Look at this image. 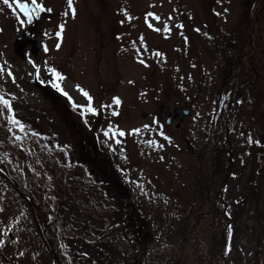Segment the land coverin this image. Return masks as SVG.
I'll return each instance as SVG.
<instances>
[{
	"label": "rangeland",
	"instance_id": "rangeland-1",
	"mask_svg": "<svg viewBox=\"0 0 264 264\" xmlns=\"http://www.w3.org/2000/svg\"><path fill=\"white\" fill-rule=\"evenodd\" d=\"M39 2L52 11L40 13L29 23L17 9L16 15L24 20L21 24L0 0V68L4 69L0 72V96L10 101L11 115L24 126L21 129L8 121L13 136L31 150L36 148L31 145L36 142L32 139L37 134L35 127L45 131L41 134L47 142L52 135L59 137L54 119L63 111L51 102L47 86L39 85L54 88L48 68H55L63 77L56 83L72 98L70 101L58 90L68 101L65 108L89 129L85 131L95 133L100 149L111 153L117 162L116 175L124 186L117 198L137 207L136 214L123 211L130 221H125L126 228L119 232V246L130 251L142 243L147 246L146 256L154 258L176 245L200 178L198 151L212 133L225 127L234 112L227 129L232 172L224 194L231 219L226 264H264V155L259 151L264 144V93L249 90L247 99L244 93L240 98L241 90L236 88L243 76L236 70L230 73L231 82L222 86L223 80H228L227 62L244 46L243 0H73L75 15L67 0ZM149 12L161 19L146 22ZM61 23L64 28L57 40L55 31ZM165 23L170 28L167 34L155 30L163 29ZM253 23H248L250 30ZM251 50L250 57L254 47ZM77 85L92 96L95 115L73 107L87 104ZM113 97L120 99L119 105L112 103ZM182 109H187L188 115H183ZM174 114L177 117L165 125L166 117ZM33 115L35 125L29 123ZM1 144L0 160L17 180L31 187L24 164ZM37 144L46 148L43 141ZM35 159L41 158L36 155ZM55 194L59 198L51 195L53 205H68L65 196ZM70 209L65 207L61 215L60 248L71 253V246L77 244L113 246L106 233L112 226L107 219L102 220V232L77 229L71 220L76 213ZM93 209L101 211L94 204ZM94 211L85 216L98 217ZM53 214L56 220L57 214ZM201 235L207 245V227H201ZM0 241V264H56L50 252L52 248L58 256L54 243L47 241L44 231L32 221L26 200L1 174ZM98 259L99 264H109L105 255Z\"/></svg>",
	"mask_w": 264,
	"mask_h": 264
},
{
	"label": "trees",
	"instance_id": "trees-1",
	"mask_svg": "<svg viewBox=\"0 0 264 264\" xmlns=\"http://www.w3.org/2000/svg\"><path fill=\"white\" fill-rule=\"evenodd\" d=\"M243 7L242 21L247 27L244 46L227 62L228 80L224 79L222 84L225 86L226 83L231 82L233 77L230 76L231 72L235 70V72H242V82L245 84L241 88L240 98L246 97L245 92L249 90L264 93V0H243ZM252 8L254 11L251 12ZM249 22H254L251 30L248 28ZM253 47L255 51L250 57ZM46 94L51 102L63 111L61 117L54 119L59 137L52 135L48 137L47 142L46 135L41 134L45 131L35 127L37 134L32 139H36V142H32L31 145L36 148L26 149L13 136L8 122L9 115L0 105V143H2L1 148L8 149L10 156L21 165L28 160V168L24 165L26 177L30 180L29 182L32 181L33 187L40 186L47 193V205L50 211L57 214L55 222L48 227L47 235L58 251L60 264H99L97 261L100 262L98 257L101 255L109 258V264H121V261L124 264H226L231 236L228 228L231 227V219L224 194L228 189V179L232 172V161L227 152L229 144L226 127L212 133L211 137L205 140L203 149L198 151L200 178L196 183L194 200L183 216V227L176 245L168 246L164 250V255L148 258L145 253L147 246H141L142 243L140 246H132L130 251L124 246H119V232L122 228H126L125 221H130L128 217H123L125 215L123 211L129 209L136 214L137 207L135 208L130 202L122 204L117 198V192L124 190L121 179L116 175L117 162L110 153L100 149L94 135L85 131L87 128L69 109L65 108L67 105L64 100L49 89ZM32 117L34 120L31 119L29 123L35 125L36 117L34 115ZM39 141L46 144L45 149L39 148L40 145L37 144ZM261 144L259 151L264 155V149H262L264 144ZM59 154L63 158L59 157ZM36 155L41 158L40 161L35 159ZM57 192L65 196L68 202L65 207L73 208L70 209L71 213H76V218L71 220L77 229L88 227L93 231L102 232L104 231L102 220L107 219L112 226L108 231L106 230V233L108 239L113 242V246L109 243H98L95 248H88L89 244L85 241L87 246L78 244L71 246V253H66L67 248L64 250L60 248L58 246V240L61 237L59 227L65 207L61 208L51 202V195L53 199L59 198L55 194ZM126 199L130 200L128 196ZM93 204L101 211H96L97 209L94 211ZM28 207L32 221H35L39 229L43 230L47 222L46 216L31 206ZM81 211L82 215H80ZM93 211L98 217L85 216ZM90 222L91 225H89ZM201 227H207V245L204 244ZM75 254L79 259L76 260ZM70 256L72 261L69 259Z\"/></svg>",
	"mask_w": 264,
	"mask_h": 264
},
{
	"label": "snow or ice",
	"instance_id": "snow-or-ice-1",
	"mask_svg": "<svg viewBox=\"0 0 264 264\" xmlns=\"http://www.w3.org/2000/svg\"><path fill=\"white\" fill-rule=\"evenodd\" d=\"M3 5L7 6V8L11 9L13 14L16 15V10H19V13L23 14V17L27 18V21L30 23L33 19V17H37L40 15V13L47 11V12H51L52 9L51 8H46L45 5H43L41 2H39V0H30V3L26 2V0H2ZM13 5H15V7H13ZM67 7L69 9V11L71 12L72 15H75V8L73 6V0H67ZM68 13H65V15H67ZM125 15L127 16L128 13L125 12ZM131 18V17H129ZM149 18H153L156 21H159L161 18L159 15H156L155 13H147L146 15V22L148 21ZM16 19L18 20L19 23L23 24L24 20L21 19L20 15H16ZM178 27H183L182 25H177ZM148 27L149 28H153V24L152 23H148ZM64 28V24L61 23L57 26V30L55 31V36L57 37V40L61 37L62 34V30ZM156 31H163L165 34H167L170 31V28L168 26L167 23H165L163 25V29L161 28H156ZM196 31H199V29H196ZM140 42L143 44V37L140 38ZM56 48L60 47L59 42L56 43L55 45ZM44 51L47 52L48 48L47 46L44 47ZM139 55V53H138ZM157 55H159V53H157ZM29 63L33 64V67L35 68L36 65L32 60H29ZM140 63H144L143 60H140ZM4 71L3 68H0V72ZM48 72L51 73L52 77H54V79L52 81H50L52 83V86L54 88H57V90L62 91L63 94L65 96L68 97V99L71 101V97L68 95L67 92H64L63 89L60 88L59 84L56 83V81L58 80H62L63 77L61 76V74L56 71L55 68H48ZM8 76H11L12 73L9 71L7 73ZM38 78H39V74H38ZM43 82V81H42ZM78 88V90L82 93V95L84 97H86L87 99V104L86 105H76L73 104L74 108H84L86 109V111L88 113H92L93 115H95L97 113V109L94 108L92 106V96L89 95V93L87 91H84L79 85L76 86ZM112 103L115 105H119L120 104V99L118 97H113L112 98ZM0 105H2L4 107V109H6V113L9 115V122L12 124L17 125L18 127H20L21 129H23V125L20 123L19 120H17L12 114L13 109L11 106V103L8 99H6L4 96H0ZM101 107H106L104 105H101ZM81 116H83L85 114L84 111H81ZM115 115V112L113 113ZM145 127H147V125H145ZM134 132H138L139 129H133ZM162 136L164 135L163 133H160ZM105 135H107V132L105 133ZM120 135H124V132L121 131ZM165 139H170L169 137H164ZM248 142L251 143V137H249ZM162 147V145H160ZM229 231V235L231 234V227L229 226L228 228ZM0 243H2V241H0Z\"/></svg>",
	"mask_w": 264,
	"mask_h": 264
},
{
	"label": "water",
	"instance_id": "water-1",
	"mask_svg": "<svg viewBox=\"0 0 264 264\" xmlns=\"http://www.w3.org/2000/svg\"><path fill=\"white\" fill-rule=\"evenodd\" d=\"M239 88H240V86H238L237 89H239ZM183 113H184V114H187L188 111L186 110V111H184ZM171 120H172V118L169 116V117L166 118L165 123H166V124H170ZM226 123H227V121H226ZM2 174H3L6 178H8V179L11 181V183H12L16 188H18L17 183H16V182L10 177V175L8 174V172L6 171L5 168H2ZM23 196L25 197V195H23ZM25 198H26L27 201H28V202L34 207V205L31 203V200H30L28 197H25ZM50 250H51V253H52V255H53L54 259H55L56 264H59V263H58V260H57V256H56V254L54 253V251L52 250V248H50Z\"/></svg>",
	"mask_w": 264,
	"mask_h": 264
},
{
	"label": "flooded vegetation",
	"instance_id": "flooded-vegetation-1",
	"mask_svg": "<svg viewBox=\"0 0 264 264\" xmlns=\"http://www.w3.org/2000/svg\"><path fill=\"white\" fill-rule=\"evenodd\" d=\"M175 115V114H174Z\"/></svg>",
	"mask_w": 264,
	"mask_h": 264
}]
</instances>
